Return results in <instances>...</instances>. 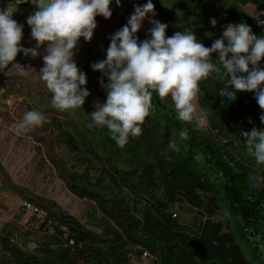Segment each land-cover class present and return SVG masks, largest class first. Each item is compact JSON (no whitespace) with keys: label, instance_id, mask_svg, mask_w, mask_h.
I'll list each match as a JSON object with an SVG mask.
<instances>
[{"label":"trees","instance_id":"16d2710c","mask_svg":"<svg viewBox=\"0 0 264 264\" xmlns=\"http://www.w3.org/2000/svg\"><path fill=\"white\" fill-rule=\"evenodd\" d=\"M0 2L3 8L17 7L13 18L28 31L21 44L34 47L26 22L33 4ZM153 3L155 19L168 24V36L189 29L211 46L229 23L240 22L264 35V25L256 24L258 16L264 17V0ZM249 5L255 7V16L246 11ZM110 7L120 29L129 14L115 0ZM213 17L215 26L210 23ZM112 33L97 24L92 40L81 37L76 47L74 60L87 74L90 90L84 105L62 112L52 105L50 91L29 94L31 107L50 113L46 126L53 141L43 137L48 160L72 193L96 204L90 215L93 227L65 214L57 201L6 182L8 189L23 196L18 217L25 227L16 234L8 228L0 231V264H140L146 258L153 264H264V164L257 163L243 135L253 126L264 128V109L254 90L236 91L216 73L202 79L197 95L205 125L195 113L191 121L180 120L171 95L161 98L153 91L141 134L129 136L121 147L106 126H89L91 112L107 97L102 73L91 64L106 58ZM212 55L218 65L217 53ZM226 91L235 95L233 102H223ZM182 130L188 133L186 139L179 135ZM173 139L179 151L168 147ZM56 145L69 150L73 165ZM178 204L196 212L193 221L178 218ZM38 232H44L43 242L30 249L25 239Z\"/></svg>","mask_w":264,"mask_h":264},{"label":"clouds","instance_id":"9594fccd","mask_svg":"<svg viewBox=\"0 0 264 264\" xmlns=\"http://www.w3.org/2000/svg\"><path fill=\"white\" fill-rule=\"evenodd\" d=\"M19 4L25 0H18ZM113 0H31L35 10L27 16L35 47L21 44L24 24L13 18L16 6L0 8V68L15 63L18 53L36 57L45 48L41 79L52 93V105L60 110L84 105L90 90L87 74L80 70L74 55L81 37L91 41L97 27L98 15L110 18ZM120 4L121 0H115ZM149 13L155 14L153 0L136 5L127 23L110 34L106 58L91 64L102 73L101 86L107 97L91 112L89 126H106L115 142L123 147L129 136H138L152 108L153 91L161 98L171 95L180 120L191 121L195 111L194 98L199 84L216 73L231 88L254 90L261 109H264V35H257L246 22L229 23L211 46H206L193 30L176 31L166 35L168 24L153 19L150 37L140 40L137 32ZM264 25V19L257 17ZM210 23L215 26L216 18ZM47 42V43H46ZM217 53L219 64L212 62ZM103 77H107V82ZM223 94L235 98L231 91ZM44 115L29 110L16 124L17 134L41 125ZM264 123V112L260 116ZM186 139L188 133H179ZM246 144L257 163L264 164V128L253 126L243 131ZM169 148L179 151L175 139Z\"/></svg>","mask_w":264,"mask_h":264},{"label":"rangeland","instance_id":"374dc122","mask_svg":"<svg viewBox=\"0 0 264 264\" xmlns=\"http://www.w3.org/2000/svg\"><path fill=\"white\" fill-rule=\"evenodd\" d=\"M121 4L130 16L134 12L135 6L142 5L144 2L121 0ZM33 7L35 10L36 5L33 4ZM245 9L249 14L255 16L253 5H249ZM14 19L17 17L15 16ZM96 19L97 24L104 31L110 29L115 32L118 30L119 20L114 11L110 18L98 15ZM153 19L155 16L153 13H149L138 30L142 40L150 37L148 30L153 27L151 23ZM26 32L28 34L24 26L23 33ZM44 54H46L44 47L39 56L25 60L30 54H24V61L22 60V63L8 71L0 83V231L8 228L16 234L17 230H22L25 227L18 217L21 212L20 207L24 202L23 196L8 189L6 182L16 183L28 188L34 194L57 201L62 210L75 215L82 223L93 227L90 224V215L96 208L94 200L80 198L72 193L47 158V143L43 137L53 141L52 136L49 135V128L46 126L50 113H42L45 118L44 122L30 128L27 132L17 134L15 130L16 124L22 120L25 112L29 110L41 112L35 106H30L29 94L49 91L46 82L40 78L39 71L44 63L42 58ZM193 103L195 105L194 113L200 123L205 125L207 121L200 109L198 95L194 98ZM55 149L68 160L69 165L75 163L67 148L56 145ZM174 211L183 222H191L196 216V212L186 204H178ZM43 234L44 232H38L37 235L25 239L30 249H34L43 242ZM140 264H153V261L146 258Z\"/></svg>","mask_w":264,"mask_h":264},{"label":"built area","instance_id":"2783aa9c","mask_svg":"<svg viewBox=\"0 0 264 264\" xmlns=\"http://www.w3.org/2000/svg\"><path fill=\"white\" fill-rule=\"evenodd\" d=\"M12 2H14L15 4H19L18 0H12ZM23 3H31V0H25V2H23ZM23 3H20V4H23ZM31 4H32V3H31ZM119 5H120V4H119ZM0 8H3L1 2H0ZM260 18H261V19H264L263 15H261ZM256 24H257L258 26H263V25H261V24L258 23V20H256ZM23 59H24V58H23V54H22V52H20V53H18V55H17V57H16L15 63H11V62H10V63L7 65V67H5V68H0V83L2 82L3 78L6 76V73H7L8 71H10L11 69H13L14 67H16L18 64H20V63L22 62ZM26 205H27V207H28L29 209H31V210H33V211H37V210H38V208H36V207H35L34 205H32V204H29V203L27 204V203H26Z\"/></svg>","mask_w":264,"mask_h":264},{"label":"water","instance_id":"95a60500","mask_svg":"<svg viewBox=\"0 0 264 264\" xmlns=\"http://www.w3.org/2000/svg\"><path fill=\"white\" fill-rule=\"evenodd\" d=\"M234 101V98L228 96V95H225L223 96V102H233ZM65 214H69L67 211L63 210Z\"/></svg>","mask_w":264,"mask_h":264}]
</instances>
